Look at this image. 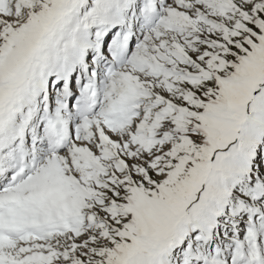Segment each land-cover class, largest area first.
<instances>
[{
	"label": "snow or ice",
	"instance_id": "obj_1",
	"mask_svg": "<svg viewBox=\"0 0 264 264\" xmlns=\"http://www.w3.org/2000/svg\"><path fill=\"white\" fill-rule=\"evenodd\" d=\"M0 264H264V0H0Z\"/></svg>",
	"mask_w": 264,
	"mask_h": 264
}]
</instances>
